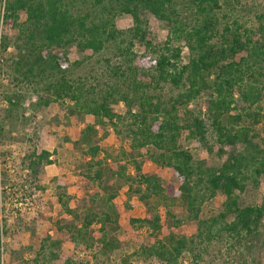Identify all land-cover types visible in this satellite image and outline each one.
I'll use <instances>...</instances> for the list:
<instances>
[{
	"label": "trees",
	"instance_id": "obj_1",
	"mask_svg": "<svg viewBox=\"0 0 264 264\" xmlns=\"http://www.w3.org/2000/svg\"><path fill=\"white\" fill-rule=\"evenodd\" d=\"M231 4V0H225V5ZM225 5L222 0H5L3 19L18 30L14 45L17 56L10 64L17 80L33 86L45 84L49 94L46 98L40 96V103L44 105L68 97L74 101L76 110L96 118L87 121L80 132V141L88 145L89 168L98 166L93 179L103 181L105 175L101 161L96 160L101 141L96 127L107 122L105 119L115 125L114 120L121 116L114 106L121 101L126 102L128 114L136 117L134 140L137 143L133 146L144 148L152 144L158 150L150 155L159 166L156 171L144 173L142 165L135 164V174L124 179L131 180L132 186L138 185L133 188L134 192L149 208L143 218L131 222L149 229L156 238L136 254L155 257L162 264H184L182 258L186 252L192 253L195 260L201 254L195 253L194 244L211 243L224 235L231 240V248L236 250L239 261L263 264L264 199L242 205L241 196L248 184L258 185L264 175V146L258 141L261 139L264 143V10L257 12L256 20L247 26L241 20L251 12L247 14L244 8L237 10L234 5L226 10ZM21 11L27 15L25 21L20 20ZM122 13L134 20L133 27L127 31L116 26V17ZM152 17L166 22L169 35L164 49H152L156 56L145 67L157 71V83L171 82L177 88H184L168 102L144 90L140 92L145 88L141 77L149 73L147 70L137 72V68L130 67L135 76L131 84H122V89L125 85L127 90L111 87L97 97L88 95L83 86L69 77L72 67L69 47L73 43L81 50L95 52L114 46L121 56H131L132 61L134 39L152 44L147 25ZM183 41L190 51L188 62L182 60V48L174 45ZM1 49L7 53L8 44L2 43ZM1 96L8 105L5 116L8 121L22 108L25 96L6 89ZM135 108L137 112H133ZM204 108L217 131L220 155L222 158L226 155L220 166L196 164L193 153L179 145L183 133L199 145H208ZM6 123L2 125V132ZM230 146L232 149L228 150ZM51 156L45 149L28 153L29 167L35 176L44 163H52ZM163 167L173 169L179 181L177 186L163 184ZM117 173L110 169V177L101 186L102 204L87 206L83 213L70 206V197L65 192L59 194L70 217L64 223H57L55 235H47L42 240L34 264H51L62 259L66 234L77 245L88 248L96 241L105 249L118 245V239L107 234L109 228H117L120 218L114 203L118 190L110 183ZM120 173L124 176V170ZM219 193L225 196L221 211L200 219L199 207L204 198ZM179 201L188 210V218L197 221L195 237L187 236L185 219L171 210ZM161 206L168 207L169 226H165L167 218L158 210ZM95 222L100 224V238L91 230ZM1 241L0 236V249ZM124 261L130 263L128 258ZM63 264L83 263L67 257Z\"/></svg>",
	"mask_w": 264,
	"mask_h": 264
},
{
	"label": "rangeland",
	"instance_id": "obj_2",
	"mask_svg": "<svg viewBox=\"0 0 264 264\" xmlns=\"http://www.w3.org/2000/svg\"><path fill=\"white\" fill-rule=\"evenodd\" d=\"M93 1V0H89ZM228 2V0H226ZM232 1L231 6L223 7L230 10H241L244 8L251 12L247 18L241 21L253 24L256 20V13L264 10V0H237ZM234 5V6H233ZM2 14L0 16V264H34L37 251L42 240L47 235H55V226L58 222H66L70 215L65 211L59 200V194L65 192L70 197V206L83 213L85 207L102 204L101 199L104 192L101 186L110 177V169L118 172L113 175L110 183L115 184L118 195L114 199L119 213V222L116 229H108L109 238H117L118 245L105 249L101 242L88 248L84 244H78L65 235L62 244L63 257L54 260L51 264H63L67 257L83 264H127L124 259L128 258V264H162L157 258L147 255L138 256L136 252L143 246H150L156 240L154 234L147 228H140L139 224L131 222L135 218H143L149 208L144 204L134 192L131 180L124 179L126 176L135 174V164L142 165L144 173H153L159 167L150 158L153 153H158L152 144L141 148L136 145L135 118L128 114L126 102L121 101L115 105V110L121 117L114 120L115 125L108 122L97 125L98 137H100V152L96 160L101 161L105 175L102 180L93 179L96 169H90V157L87 153L88 145L80 141V132L85 127L87 121H95L89 114L75 109L74 101L70 98L56 99L49 105L40 103V96L48 97L46 85H31L27 82L21 83L17 80L10 64L11 59L17 56L14 45L18 39V30L12 25L6 24L3 19L5 11V0L0 4ZM241 17L243 13L239 12ZM245 15V14H244ZM27 15L20 12V20L25 21ZM116 26L120 30L127 31L134 25L133 17L122 13L116 17ZM149 39L151 46L145 41L136 38L133 40L131 57L121 56L117 48L108 47L102 51L95 52L91 49L81 50L77 44L73 43L70 49V60L72 62L69 77L77 85L83 86L88 95L97 97L101 91L104 93L111 87L122 89V84H131L134 73L131 68H137V72L149 71L143 76L141 89L147 94L157 97L164 102H168L183 89L175 87L171 82L159 81L157 83V71L147 68L146 62L155 58L152 49H164L169 31L166 22L152 17L147 21ZM6 42L9 46L7 53H3L1 44ZM125 43L123 46H126ZM174 45L182 48V60L188 62L190 51L183 42H174ZM129 46V45H128ZM149 63V64H150ZM119 68V71H115ZM146 68V69H144ZM121 72H124L122 75ZM154 76L156 79H154ZM264 82V78L262 79ZM124 90H127L126 86ZM264 88V87H263ZM19 91L25 96L22 108L8 121H5L7 103L3 100L2 90ZM122 89V90H123ZM238 94V91L236 92ZM131 96L133 91L130 92ZM91 95V96H92ZM55 100V99H54ZM75 111L77 113H72ZM133 112H137L136 108ZM203 117L208 126V145H199L193 139H189L187 133H183L179 145L191 151L195 158V163H203L206 167L220 166L223 158L220 155V144L217 141V131L212 125V118L204 108ZM7 122V123H6ZM5 130L2 132V125ZM155 124L154 130L157 129ZM262 146L261 139H258ZM241 148V146H238ZM47 150L51 152L52 163H44L38 176L31 171L30 160L27 155L32 150ZM232 146L228 147L231 150ZM124 170V176L121 171ZM163 184H179V181L170 167H163L161 171ZM62 186V188H60ZM101 195L97 196V192ZM225 199L223 194L215 197H206L202 201L199 210V218L207 219L218 214L222 209ZM264 199V175L260 177L259 184H248L245 192L241 196V204H256ZM153 202V200L151 201ZM170 209V208H169ZM159 212L166 217L168 207H159ZM173 212L180 213L184 220V226L189 238L195 237L197 233V221L188 218V210L179 201L171 206ZM167 218V217H166ZM167 218L165 226L171 223ZM167 228V227H166ZM96 238H100L102 231L99 223L92 226ZM195 253L200 252L201 256L194 260L192 253L186 252L182 258L184 264H246L237 259L236 250L231 248V240L226 235L219 239H214L211 243L194 244ZM205 250V251H204ZM264 264V252L262 254Z\"/></svg>",
	"mask_w": 264,
	"mask_h": 264
}]
</instances>
